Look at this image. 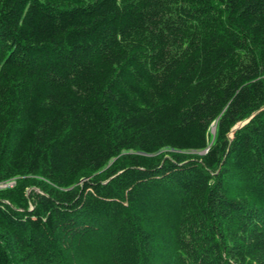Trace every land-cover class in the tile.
<instances>
[{
	"label": "trees",
	"instance_id": "trees-1",
	"mask_svg": "<svg viewBox=\"0 0 264 264\" xmlns=\"http://www.w3.org/2000/svg\"><path fill=\"white\" fill-rule=\"evenodd\" d=\"M12 182L0 264H264V0H0Z\"/></svg>",
	"mask_w": 264,
	"mask_h": 264
},
{
	"label": "water",
	"instance_id": "water-1",
	"mask_svg": "<svg viewBox=\"0 0 264 264\" xmlns=\"http://www.w3.org/2000/svg\"><path fill=\"white\" fill-rule=\"evenodd\" d=\"M246 123H248V121L243 122V123L239 124L238 126H236V127L234 128V131L237 130V129H239L240 127L244 126ZM213 132H215V128H214Z\"/></svg>",
	"mask_w": 264,
	"mask_h": 264
},
{
	"label": "rangeland",
	"instance_id": "rangeland-1",
	"mask_svg": "<svg viewBox=\"0 0 264 264\" xmlns=\"http://www.w3.org/2000/svg\"><path fill=\"white\" fill-rule=\"evenodd\" d=\"M14 185H15V183L12 182V183H10L9 185H7V186H5V187H3V188H7V187H8V188H9V187L12 188ZM29 192H31V190H29Z\"/></svg>",
	"mask_w": 264,
	"mask_h": 264
},
{
	"label": "bare ground",
	"instance_id": "bare-ground-1",
	"mask_svg": "<svg viewBox=\"0 0 264 264\" xmlns=\"http://www.w3.org/2000/svg\"><path fill=\"white\" fill-rule=\"evenodd\" d=\"M216 23V22H215ZM218 23V22H217ZM250 55V54H249ZM250 57V56H249ZM251 62H252V60H251ZM247 66V65H246ZM210 141V140H209ZM168 145V144H167ZM172 145V144H171ZM174 145V144H173ZM174 146H176V145H174ZM178 149V148H177ZM185 149V148H184ZM174 154V153H173ZM177 154V153H176ZM161 155V154H160ZM179 155H181V154H179ZM147 156V155H146ZM182 157H183V155H181ZM189 157H190V155H189ZM176 158V157H175ZM186 159V158H185ZM166 161V160H165ZM182 161V160H181ZM165 163V162H164ZM164 165V164H163ZM32 201V200H31Z\"/></svg>",
	"mask_w": 264,
	"mask_h": 264
},
{
	"label": "clouds",
	"instance_id": "clouds-1",
	"mask_svg": "<svg viewBox=\"0 0 264 264\" xmlns=\"http://www.w3.org/2000/svg\"><path fill=\"white\" fill-rule=\"evenodd\" d=\"M10 184V183H9ZM9 184H1L0 185V188H3V187H5V186H7V185H9Z\"/></svg>",
	"mask_w": 264,
	"mask_h": 264
}]
</instances>
